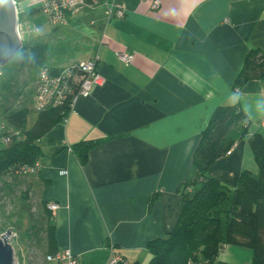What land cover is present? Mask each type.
I'll use <instances>...</instances> for the list:
<instances>
[{"label": "crops", "instance_id": "1", "mask_svg": "<svg viewBox=\"0 0 264 264\" xmlns=\"http://www.w3.org/2000/svg\"><path fill=\"white\" fill-rule=\"evenodd\" d=\"M110 1L123 17H107L104 3L85 5L37 40L54 69L97 57L104 83L37 140L32 183L47 205H58L50 210L57 250L104 264L112 246L128 264H147L148 241L175 226L182 185L195 173L193 151L216 107L236 104L249 126L210 175L234 187L242 171L257 173L247 137L264 138V75L239 88L234 80L249 51L264 55V0H159L154 10L148 1ZM53 37L63 49L50 45ZM123 50L131 62L117 58ZM95 139L104 140L85 163L69 150ZM251 257L246 247L220 244L214 264Z\"/></svg>", "mask_w": 264, "mask_h": 264}, {"label": "trees", "instance_id": "2", "mask_svg": "<svg viewBox=\"0 0 264 264\" xmlns=\"http://www.w3.org/2000/svg\"><path fill=\"white\" fill-rule=\"evenodd\" d=\"M46 56L45 43L27 42L12 60L35 69L43 65ZM263 75L264 55L257 50L249 51L235 77L234 86L239 88L250 78H261ZM28 110L21 107L4 114L8 126L18 130L20 138L0 147V176L15 174L19 166L38 162L41 149L37 140L66 115V110L62 108L40 111L34 124L26 128ZM248 126V118L236 104L215 108L193 151L195 173L182 185L181 209L175 226L167 235L148 241L146 247L150 258L147 264H214L220 244L246 247L252 252L251 264H264L263 136L254 133L247 137L257 173L242 171L234 187L225 185L209 173L218 158L247 136ZM102 140H82L70 146L71 152L81 163H85L91 148ZM225 201L230 205L223 208ZM48 227L47 254H50L57 249L53 225L49 223Z\"/></svg>", "mask_w": 264, "mask_h": 264}, {"label": "rangeland", "instance_id": "3", "mask_svg": "<svg viewBox=\"0 0 264 264\" xmlns=\"http://www.w3.org/2000/svg\"><path fill=\"white\" fill-rule=\"evenodd\" d=\"M14 1L18 21L24 31L19 50L22 49L23 43L34 44L39 37L49 39L54 29L39 10L40 3L37 0ZM34 27L39 28L37 33H27L28 28ZM50 43L52 47L58 43V47L63 49L60 39L53 37ZM44 65L51 67L49 59L44 60L42 66ZM39 67L41 66L34 69L22 66L13 60L0 67V131L2 126L4 129H10L5 121V112L21 107L29 109L26 115V128H30L36 121L38 113L33 110L32 94ZM37 174L12 173L0 176V236L6 229H11L9 242L13 247L16 264H53L45 263V256L49 251L50 210L41 199V191L32 183ZM229 205V202L225 201L222 207L226 208Z\"/></svg>", "mask_w": 264, "mask_h": 264}, {"label": "built area", "instance_id": "4", "mask_svg": "<svg viewBox=\"0 0 264 264\" xmlns=\"http://www.w3.org/2000/svg\"><path fill=\"white\" fill-rule=\"evenodd\" d=\"M30 0H25L29 2ZM40 4L39 10L46 16L49 25H63L67 21V16L77 12L85 5L104 3L106 5L107 17H123L124 8L116 5L110 0H37ZM148 1L152 10L160 5L159 0H141ZM16 7V3H15ZM17 11V10H16ZM18 14V13H17ZM39 28H28L27 33H37ZM16 32L22 42L24 31L21 23L18 21ZM117 58L124 63L133 60V54L127 51H117ZM97 57H90L85 60L74 62L68 66L54 69L47 66H41L37 70V76L34 82L33 110L36 112L44 111L50 108H62L66 110V115L62 119L65 121L68 114L73 110L75 103L80 97L89 95L92 89L104 83V78L96 70ZM0 131V147L8 146L13 139L20 138V132L14 129H4ZM234 144L226 154H230L236 147ZM71 151V147H69ZM40 170L39 162L33 165H23L15 169V173L29 175L37 174ZM61 175H65L67 170H60ZM49 210H55L58 205L51 203L47 205ZM111 255L104 264H128V262L109 246ZM45 263L53 264H86L70 250H56L45 256ZM16 264V263H15Z\"/></svg>", "mask_w": 264, "mask_h": 264}, {"label": "water", "instance_id": "5", "mask_svg": "<svg viewBox=\"0 0 264 264\" xmlns=\"http://www.w3.org/2000/svg\"><path fill=\"white\" fill-rule=\"evenodd\" d=\"M17 11L14 0H0V67L12 60L22 42L16 32ZM12 231L0 236V264H15L13 247L9 242Z\"/></svg>", "mask_w": 264, "mask_h": 264}]
</instances>
